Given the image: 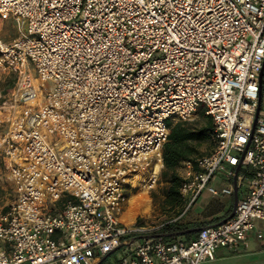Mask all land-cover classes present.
Segmentation results:
<instances>
[{
	"label": "built area",
	"instance_id": "1",
	"mask_svg": "<svg viewBox=\"0 0 264 264\" xmlns=\"http://www.w3.org/2000/svg\"><path fill=\"white\" fill-rule=\"evenodd\" d=\"M0 15L21 31L0 39V73L19 78L0 103V188L14 193L0 264H102L123 246L111 264H201L256 231L264 0H0ZM202 106L217 145L184 163L186 209L233 193L214 183L228 166L246 192L232 218L192 239L151 237L124 220L129 195L160 180L169 122Z\"/></svg>",
	"mask_w": 264,
	"mask_h": 264
},
{
	"label": "trees",
	"instance_id": "2",
	"mask_svg": "<svg viewBox=\"0 0 264 264\" xmlns=\"http://www.w3.org/2000/svg\"><path fill=\"white\" fill-rule=\"evenodd\" d=\"M11 87L6 88L5 93L9 92ZM170 136L168 142L164 146V166L162 176L167 182L164 192L165 208L172 214L182 217L186 215L192 207L186 209V201L181 193L183 183V175L179 171V167L187 161L196 163L197 158L204 155L202 147L205 144L217 145V141L213 138V130L215 128L214 119L207 115H200L197 120H178L169 122ZM216 147V146H215ZM229 215V214H228ZM227 215V216H228ZM178 217V218H179ZM174 219L167 222L163 228L158 231L160 234L174 233L191 227H204L214 223H219L223 218H216L211 221H201L186 223ZM198 231L188 232L184 235H166V240H173L178 237L192 239Z\"/></svg>",
	"mask_w": 264,
	"mask_h": 264
},
{
	"label": "rangeland",
	"instance_id": "3",
	"mask_svg": "<svg viewBox=\"0 0 264 264\" xmlns=\"http://www.w3.org/2000/svg\"><path fill=\"white\" fill-rule=\"evenodd\" d=\"M21 35L20 26L15 17L12 15L3 17L0 15V39L4 41H12ZM19 78L18 74L14 72L0 73V90L1 99L0 103H3L5 99L10 98L12 90L18 86ZM14 85L9 92L5 93V89ZM205 114V107L202 106L199 115L195 116L193 120H197L200 115ZM175 122V120H174ZM180 173H184V168L179 167ZM167 182L163 178L162 174L157 185L149 192L135 190L129 196V200L126 203L124 210V220L130 224H136L138 226H146L153 229L151 233H158L163 226L179 217L170 213L164 205V188ZM14 193L11 189L0 188V216L5 209L13 202ZM186 215L179 217V221H184ZM126 246L121 247L117 251L108 255L102 262V264H111L126 254ZM249 259L245 254H235L234 256L223 260H207L201 264H243Z\"/></svg>",
	"mask_w": 264,
	"mask_h": 264
},
{
	"label": "crops",
	"instance_id": "4",
	"mask_svg": "<svg viewBox=\"0 0 264 264\" xmlns=\"http://www.w3.org/2000/svg\"><path fill=\"white\" fill-rule=\"evenodd\" d=\"M261 107L264 108V89L262 92ZM197 115H199V113ZM172 122H174V120H172ZM215 146V143L205 144L201 149L204 152V155H207L214 150ZM181 167H183L185 170V164H182ZM232 171H234L233 174H231ZM241 171L242 169L240 166L235 168L228 166L226 169L219 171L214 178L215 185L220 188L224 186H231L234 189L233 193L223 196H214L208 192H205L192 206L191 210L186 214L183 222L195 223L201 221H211L216 218H223L221 221L226 219L232 213L235 207L236 192L238 193L239 198H241L246 192V187L241 183L242 179L240 178L239 174ZM181 174L183 175L184 173ZM258 229L263 231L262 238L257 236ZM240 253H243L245 256L249 257V259L243 264L264 263V221H256V231L250 234L248 239L241 245L239 249L232 251L227 248H220L217 252L215 260H225L234 256L235 254Z\"/></svg>",
	"mask_w": 264,
	"mask_h": 264
},
{
	"label": "water",
	"instance_id": "5",
	"mask_svg": "<svg viewBox=\"0 0 264 264\" xmlns=\"http://www.w3.org/2000/svg\"><path fill=\"white\" fill-rule=\"evenodd\" d=\"M261 83H263V79H264V68L262 69V72H261ZM261 102H262V95L260 97V106L258 108V114L261 110ZM239 201V196H238V193L236 192V202H235V207L232 211V213L226 218L224 219L223 221L225 220H228L230 218H232L234 215H235V212H236V206H237V203ZM201 228L203 227H191V228H188V229H185V230H181V231H177V232H174V233H167V234H160V233H156V234H152V235H149L151 237H157V236H166V235H175V236H180V235H184L188 232H195V231H199Z\"/></svg>",
	"mask_w": 264,
	"mask_h": 264
}]
</instances>
